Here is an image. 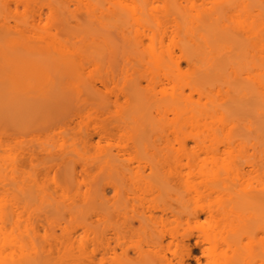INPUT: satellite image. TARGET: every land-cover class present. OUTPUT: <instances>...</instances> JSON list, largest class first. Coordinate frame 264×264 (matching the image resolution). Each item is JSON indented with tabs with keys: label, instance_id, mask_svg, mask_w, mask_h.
<instances>
[{
	"label": "rangeland",
	"instance_id": "obj_1",
	"mask_svg": "<svg viewBox=\"0 0 264 264\" xmlns=\"http://www.w3.org/2000/svg\"><path fill=\"white\" fill-rule=\"evenodd\" d=\"M4 2L8 3L9 9L2 8ZM87 4L94 6L95 10L92 11L96 19L85 26L88 33L80 22L87 18ZM133 4L131 0H30L25 6L23 1L0 0V21L7 20L13 24V15H16L19 20L17 29H23L21 34L25 36L23 38L14 29L10 30L16 33L18 41L13 51L8 47L12 43L1 39L0 65H4L7 54L13 69L6 74L7 80L3 77L0 80L24 92L35 93L49 83V77L53 74L50 83L63 94L67 121L64 137L67 188L63 216L68 226L86 221L89 231L84 235L81 227H76L74 236L79 242L72 246L70 259L62 256L63 246H52L53 264H69L72 259L82 260L89 255L94 247V232L110 225V221H100L103 209L112 212L115 218L121 215L136 216L141 212L148 214L154 202H162L167 207L165 213L162 214L160 210L152 212L167 218L162 223L163 228L178 232L191 229L195 234L196 228L206 225L209 219L204 212L198 217L191 216L194 205L208 203L219 207L226 203L228 197L237 200L246 183L257 185L255 178H252L254 173L246 174L250 168L248 160L259 162L257 153L250 145L246 144L242 151L235 146L228 154L221 151L228 140L236 145L240 136L248 137L246 128L249 116L245 111L238 116L236 123L221 124L210 119L179 120L169 108L170 94L180 88L191 104H205V97L199 98L188 87L194 68L182 58L178 59V72L172 67V61L177 60L178 55L170 38L172 22L169 19L160 22L156 19L159 22L158 31L163 37L162 44L151 40L155 25L146 21L145 16V20L139 23L118 22L110 28L107 26V29L100 26V22H114L111 14L115 9L121 11V20L125 19L127 12L121 8ZM51 6L57 8V13L64 19L62 25L54 22V9ZM155 15L156 12L152 17L156 18ZM6 32L5 28H0V36L5 37ZM51 36L58 40L54 46L59 52L45 45V40L50 42ZM158 53L163 62L154 67L151 57ZM55 59L69 60L70 69L65 72L60 66L62 70L58 73L57 61V66L52 63ZM244 61L237 68V76L244 86H248L254 69L249 57ZM52 66L58 70L53 67L54 73L40 75ZM103 78L109 80L107 87L101 83ZM215 81L212 93L215 102H219L226 85L223 79L217 78ZM134 85L139 86L140 92L136 96L135 107L130 108L134 100L130 91ZM99 127H110V138H99ZM194 137L219 150L216 153H192L196 149ZM182 139L186 147L183 152L179 151ZM42 141L39 138L19 142L17 138H10L7 142L9 153L0 152V155L9 154L12 158L18 148L30 144L39 148L43 145ZM3 161L8 170L11 159L6 157ZM43 167L38 160L26 163L18 177L32 178L38 188L49 183L54 176L55 167L46 172H43ZM236 172L239 175L236 176ZM94 192L101 197L93 202L91 196ZM45 211L55 216L52 207L45 206L43 201L36 198L30 207L29 220ZM233 211L241 213L242 209L233 207ZM26 217H20L21 224L25 223ZM260 223H255V226ZM16 233L12 232L10 236ZM39 233H42L41 229ZM257 237L263 240L264 230H258ZM136 240V235L125 236L123 246H130ZM169 240L166 237L160 248L161 253L167 256L178 249L175 241L169 243ZM194 240L192 236L188 241L190 245L193 246ZM245 242L246 238L243 237L242 243ZM110 243L114 244L113 241ZM225 249L229 255L231 250ZM252 249L254 252L260 251L258 246ZM115 251L120 253L121 246L116 245ZM7 252L0 253V256H5ZM243 252H246L245 248ZM129 253L132 254L130 249ZM193 254L200 264L205 263L200 245L194 246ZM172 262L175 264L174 258ZM184 264H196V261L184 258ZM249 264H259V258H253Z\"/></svg>",
	"mask_w": 264,
	"mask_h": 264
},
{
	"label": "bare ground",
	"instance_id": "obj_2",
	"mask_svg": "<svg viewBox=\"0 0 264 264\" xmlns=\"http://www.w3.org/2000/svg\"><path fill=\"white\" fill-rule=\"evenodd\" d=\"M15 1H23L26 6L30 0ZM131 1L134 2L133 6L121 8L127 12L125 19L121 20V11L115 9L111 14L114 22L112 24L100 22V26L107 29V26L110 28L118 22L139 23L145 16L146 21L155 25L151 40L154 39L162 44L163 37L158 31V23L166 19L172 22L173 30L170 38L178 51L177 60L172 61V67L178 72V59L182 58L194 68L188 87L190 92H195L199 98L205 97V104L200 105L198 102L191 104L180 88L170 94L169 108L179 120L210 119L221 124L236 123L238 116L245 111L249 116L246 128L248 137L240 136L236 145L228 140L221 151L228 154L235 146L242 151L246 144L250 145L257 153L259 162L248 160L250 168L248 173H244L248 175L253 172L252 178H255L257 185L246 183L237 200L228 197L226 203L219 207H213L208 203L194 205L190 212L191 216L198 217L204 212L209 219L206 225L196 228L195 234L191 229L178 232L163 228L162 223L167 218L162 214L167 207L162 202H154L148 214L141 212L136 216L121 215L115 218L112 212L103 209L100 221H110L109 227L94 232V247L85 259H72L69 264H103L104 262L174 264L173 258L175 264H184V258H192L196 264H200L199 259L193 254L196 245L201 246V252L205 255L204 264H249L255 257L259 258V264H264V237L263 240L257 237V231L264 230V0ZM87 6V10L85 9V15L88 13L87 18L80 22L84 25L82 26L84 31L88 33V28L85 26H89V21L91 24L94 23L96 19L92 11L95 10L94 6L92 4ZM2 8L9 9L8 3L4 2ZM51 9H54V22L62 25L64 19L57 13V8L51 6ZM155 12L157 15L153 18ZM18 21L16 15H13V24L7 20L0 21V28H5L7 31L5 35L3 34L5 37L0 36V41L3 39L12 43L8 46L11 51L17 48L16 33L23 32V29H17ZM23 23L26 24V21L24 20ZM11 29L16 33L10 31ZM21 37L25 38L23 34ZM51 37V44L53 46L55 43L58 44L56 37ZM45 41L48 49L56 51L57 46L53 48L48 44L49 40ZM247 57L252 62L254 72L252 71L253 74L249 78V85L244 86L237 76V68ZM161 58L159 53L151 57L154 67L162 65ZM4 59V65H0V77L7 80V73L13 68L9 64V55L6 54ZM67 62L55 59L52 63L58 64L56 66L59 70L52 66L40 75L48 76L49 73H54L53 67L58 73L62 69L66 72L70 69ZM52 76L53 74L51 78L49 77V83L35 93L24 92L12 84H3V79L0 80V152L9 153L7 142L10 138H17L19 142H30L39 138L43 140V145L39 148L32 144L18 148L12 158L9 154L0 155V253L8 250L5 256H0V264H53L54 258L50 249L58 245L63 246L62 256L70 259L72 246L75 242H79L74 236L76 227H81L84 235L89 231V224L86 221L81 220L74 226H68L63 216L67 188L65 176L67 150L64 140L67 121L63 109V94L60 89L57 90L51 85ZM217 78L223 79L226 85L224 95L219 102H215L212 93ZM108 81L101 79L104 87L108 86ZM132 87L130 93L134 100L130 108L135 107L136 96L140 92L139 86ZM109 128L99 127V138H110L112 131ZM194 143L196 149L192 153L196 155L198 152L207 154L219 150L218 147L205 145L198 137H194ZM184 150H186L185 141L182 139L179 151ZM6 157L11 159L8 170L3 161ZM34 160L44 165L43 172L55 167L51 181L38 188L32 178L18 177L22 173L24 164ZM235 174L239 175L237 172ZM99 196L101 197L94 192L91 200L94 202ZM36 198L43 201L45 206L52 207L55 216H50L45 211L42 215L30 217L29 220L30 207ZM233 207L241 208L242 212H234ZM154 210H160L162 214L157 215L152 212ZM22 215H27L24 224H21ZM259 221L261 223L255 226ZM40 229L42 233H39ZM12 232L17 233L11 237ZM132 235H136L137 240L132 245L124 247L125 236ZM192 236L195 237L193 246L188 242ZM166 237L170 239L169 243L175 241L178 247L170 252V256L160 251ZM243 237L246 238L245 243H242ZM111 241L114 242L113 245ZM116 245L121 246L120 253L115 251ZM255 246L260 247L259 252H254L252 247ZM224 248L230 249L231 253L227 255ZM243 248L245 253H242ZM129 249L132 254L129 253Z\"/></svg>",
	"mask_w": 264,
	"mask_h": 264
}]
</instances>
